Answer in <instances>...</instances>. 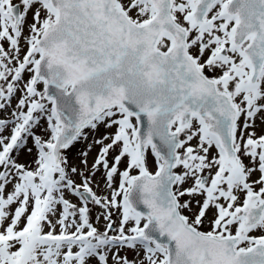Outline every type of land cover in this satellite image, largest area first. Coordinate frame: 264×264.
I'll list each match as a JSON object with an SVG mask.
<instances>
[{
    "label": "snow or ice",
    "instance_id": "6c2138e0",
    "mask_svg": "<svg viewBox=\"0 0 264 264\" xmlns=\"http://www.w3.org/2000/svg\"><path fill=\"white\" fill-rule=\"evenodd\" d=\"M0 264H264V0H0Z\"/></svg>",
    "mask_w": 264,
    "mask_h": 264
}]
</instances>
